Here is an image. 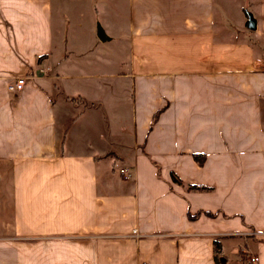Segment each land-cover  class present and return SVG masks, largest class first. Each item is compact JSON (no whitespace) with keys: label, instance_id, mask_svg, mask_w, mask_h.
Wrapping results in <instances>:
<instances>
[{"label":"crops","instance_id":"crops-1","mask_svg":"<svg viewBox=\"0 0 264 264\" xmlns=\"http://www.w3.org/2000/svg\"><path fill=\"white\" fill-rule=\"evenodd\" d=\"M224 1L0 0V264H264V0Z\"/></svg>","mask_w":264,"mask_h":264},{"label":"rangeland","instance_id":"rangeland-1","mask_svg":"<svg viewBox=\"0 0 264 264\" xmlns=\"http://www.w3.org/2000/svg\"><path fill=\"white\" fill-rule=\"evenodd\" d=\"M224 3L226 4V10L223 12V16H224V23L227 25V27L229 28L231 24H235L237 23V21L239 20L238 15L240 13L241 15V10L243 9V13L246 14V16H248L249 14H251V10H249V8H247L245 6V2L244 0H225ZM236 4H238V9ZM240 10V11H238ZM124 13L121 12L120 10L115 12L114 17H110L109 19L106 17L107 21H110L113 25H114V29L112 32H110V35L107 36L109 37L108 40L103 41L104 43H102V45H100L102 48L103 46H108L109 48L106 49V53H107V60L108 63L105 64H100L99 68H104L108 70H112V69H118V68H122V65L118 62L119 59H122V54H121V46H123L122 44H120L122 42L123 39V35L125 34V19H124ZM242 19V17L240 18ZM245 19V18H244ZM99 25L97 24V27L100 26V21H103V19L99 17ZM104 23V22H101ZM105 25V24H104ZM233 28V27H232ZM105 29L108 31V28ZM102 30V28H101ZM247 30V29H244ZM103 31V30H102ZM246 32V31H244ZM97 36H95L96 38ZM98 38V37H97ZM102 42V41H101ZM116 49V51H112V49ZM104 52V51H102ZM116 56V57H115ZM115 67V68H114ZM98 68V69H99Z\"/></svg>","mask_w":264,"mask_h":264},{"label":"built area","instance_id":"built-area-1","mask_svg":"<svg viewBox=\"0 0 264 264\" xmlns=\"http://www.w3.org/2000/svg\"><path fill=\"white\" fill-rule=\"evenodd\" d=\"M24 82V77H18L14 79L12 82L7 83V89L8 90H20ZM118 173L123 175L124 177L128 178L130 174L122 168L118 169ZM134 233V230H133ZM247 234L253 235V236H264V232H247ZM248 263L249 264H257L258 262V257L256 255H249L248 256Z\"/></svg>","mask_w":264,"mask_h":264},{"label":"trees","instance_id":"trees-1","mask_svg":"<svg viewBox=\"0 0 264 264\" xmlns=\"http://www.w3.org/2000/svg\"><path fill=\"white\" fill-rule=\"evenodd\" d=\"M193 158L194 160L197 162V163H201L204 156L201 155V154H195L193 155ZM171 179L173 181H176V182H179V180L175 177V176H171ZM188 189H193V190H209L210 187H206V186H198V185H190V186H187ZM219 245L214 243L213 244V258L216 260V257L217 255L219 254Z\"/></svg>","mask_w":264,"mask_h":264},{"label":"water","instance_id":"water-1","mask_svg":"<svg viewBox=\"0 0 264 264\" xmlns=\"http://www.w3.org/2000/svg\"><path fill=\"white\" fill-rule=\"evenodd\" d=\"M246 27L251 30L255 28V21L250 14L247 16ZM96 32H97L96 34L99 40L105 39L104 33L99 26L97 27Z\"/></svg>","mask_w":264,"mask_h":264}]
</instances>
